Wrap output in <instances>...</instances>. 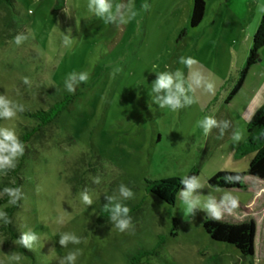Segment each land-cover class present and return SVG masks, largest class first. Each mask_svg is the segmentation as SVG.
I'll return each instance as SVG.
<instances>
[{
	"label": "rangeland",
	"instance_id": "1",
	"mask_svg": "<svg viewBox=\"0 0 264 264\" xmlns=\"http://www.w3.org/2000/svg\"><path fill=\"white\" fill-rule=\"evenodd\" d=\"M56 1L16 0L9 17L0 4V95L22 104L24 111L45 110L64 97L70 100L41 138L29 143L36 153L25 157L19 172L23 196L14 218L21 232L39 236L31 250L34 258L18 252L0 220V264H61L76 248L82 251L76 264H127L126 254L137 248L154 250L140 264H240L234 247L209 240L201 226L205 212L185 217L179 196L169 206L146 192L145 181L183 178L196 169L199 194L219 199L228 193L238 202L250 196L247 189L216 191L208 180L217 172L246 173L253 157L239 155L237 149L247 124L264 104L258 95L264 47L238 91L230 94L256 30L250 33L225 8L215 13L214 4L206 0L205 15L195 28L189 26L192 0H133L138 15L122 28L91 15L87 0H66L60 10L54 9ZM117 2L121 0H113ZM144 3L150 5L146 12ZM18 33L28 36L20 46L14 43ZM65 36L71 40L68 45ZM180 57L197 63L187 67L179 63ZM116 68L120 71L113 75ZM178 69L186 78L199 72L211 79L214 95L197 90L196 103L178 112L153 104L156 74ZM73 72L90 77L71 94L64 81ZM206 115L231 121L223 138H217V129L205 136L196 126ZM28 121L18 113L11 121L0 120V126L14 128L18 136ZM233 130L243 133L238 144L231 139ZM75 176L77 183L70 180ZM97 176L99 184L93 183ZM2 181L11 185L15 178L0 173ZM121 183L134 193L127 201L135 208L130 214L134 227L125 232L109 218H98V209L107 203L104 197L118 192ZM85 189L91 206L81 201ZM227 214L236 217L235 209ZM64 232L79 236L81 243L61 248L58 240ZM13 253L21 256L18 262L10 260Z\"/></svg>",
	"mask_w": 264,
	"mask_h": 264
},
{
	"label": "clouds",
	"instance_id": "2",
	"mask_svg": "<svg viewBox=\"0 0 264 264\" xmlns=\"http://www.w3.org/2000/svg\"><path fill=\"white\" fill-rule=\"evenodd\" d=\"M141 8L146 12L150 5L144 3ZM87 11L102 20L105 24H113L118 28L126 26L132 22L138 15L133 0H121V2L113 3V0H87ZM259 12L264 13V6L259 7ZM28 36L23 33H18L14 37L16 46L22 45ZM66 45L71 43L68 36L64 37ZM179 63L187 67L196 64L197 61L191 57H180ZM120 69L116 68L113 72L115 75ZM90 73H70L65 81L64 87L68 93L74 94L76 88L80 84H84L89 80ZM25 84L30 81L27 77L23 78ZM202 90L203 93L214 95V82L203 76L199 72H194L190 77L186 78L181 70L173 72L165 71L156 74V79L151 83L152 103L161 109L167 108L172 112H178L180 109L190 107L196 103L195 92ZM24 106L6 95H0V120L11 121L16 118L18 113L24 112ZM196 126L202 129L205 136L209 135L213 129L218 130V139L223 138L226 131L231 127V121L227 119L217 120L212 115H206L203 119L196 122ZM231 139L234 144H238L243 139V133L239 130H233ZM25 154V145L19 139L16 131L12 127L0 126V173L7 175L9 170H14L21 157ZM225 182H233L234 178L224 177ZM93 183L99 184L100 178L94 177ZM180 184L182 189L178 192V196L183 203L185 217H195L197 211L205 212L211 219L220 220L225 212L231 214L238 206V201L235 197L225 193L219 199L208 193L207 195L199 194L202 188L200 180L197 176H185L181 178ZM220 191L219 188L215 189ZM196 193V195H194ZM81 201L83 204L91 206L93 201L87 189L81 192ZM0 196H7L8 206H18L23 193L22 188L4 187L0 192ZM134 197L133 191L121 183L118 186V192L112 195L105 196L107 203L104 205V211L109 213V220L116 229L120 232H125L132 229V217L130 209L123 203L131 200ZM0 220L4 224H10L11 220L5 211H0ZM58 223H63V220H58ZM39 241V236L31 230L22 232L16 243L24 249L32 250L34 244ZM81 238L74 233L64 232L60 234L58 244L61 248H67L69 244L79 245ZM82 255V251L78 248L71 250L63 257L61 264H76L78 257ZM21 256L13 253L10 260L19 261Z\"/></svg>",
	"mask_w": 264,
	"mask_h": 264
},
{
	"label": "trees",
	"instance_id": "3",
	"mask_svg": "<svg viewBox=\"0 0 264 264\" xmlns=\"http://www.w3.org/2000/svg\"><path fill=\"white\" fill-rule=\"evenodd\" d=\"M66 0H57L54 9L60 10L65 6ZM0 4L8 14L16 11V0H0ZM205 1L204 0H192V8L189 18V26L191 28L197 27L205 15ZM264 47V13H262L259 25L256 32L252 37V44L249 50L245 68L241 72V76L231 91L230 95L235 94L240 88L243 79L248 69L257 62L259 54ZM70 100L67 97L53 103L49 108L43 110L24 111L22 115L29 120V124L26 126H20L19 139L25 145V154L20 158V163L14 170H9L6 177H14L15 181L9 183V181L0 182V191H3L4 187H20L19 172L22 168V162L25 157H29L36 152L29 147V143L33 140H39L43 134L45 127L50 125L56 117L69 106ZM252 153L246 173L236 172H217L208 180V185L212 188L220 189H243L247 186L249 180H257L264 182V104L255 113L251 121L246 126V137L244 142L237 149V154L245 155ZM187 176H198V171L193 169L187 174ZM224 177L234 178L233 182H225ZM71 182L77 183L78 177H72ZM181 178L170 177L166 179H160L155 181H145V190L147 193L154 195L158 200L163 203L173 206L178 192L182 189L180 184ZM8 197L4 196L0 199V205L3 206V211L8 214L11 220L10 224H3V228L8 236L10 242H13L20 238L22 232L20 230L19 221L14 218L16 211L20 209L21 201L18 206H8ZM129 209L130 213L134 211V207L129 202H123ZM104 206L98 209V218L107 220L109 213L104 211ZM3 222V221H2ZM202 229L209 238L210 241L221 243L227 246L234 247L240 254V264H253L254 258V237H255V224L252 220L237 222L234 220H213L207 214H204L201 223ZM176 223L173 222L171 236H175ZM158 239L162 241V237L158 236ZM17 244V243H16ZM18 252L29 257L34 258V252L28 249H24L17 244ZM154 250L148 251L145 249L137 248L133 252L126 254L127 264H140L141 260L153 254Z\"/></svg>",
	"mask_w": 264,
	"mask_h": 264
},
{
	"label": "crops",
	"instance_id": "4",
	"mask_svg": "<svg viewBox=\"0 0 264 264\" xmlns=\"http://www.w3.org/2000/svg\"><path fill=\"white\" fill-rule=\"evenodd\" d=\"M207 1L214 4L215 13L220 14L222 8H225L226 15L229 16L230 13L237 16L240 21H243L249 27L250 33L254 29L257 30L262 16L258 9L264 6V0ZM258 95L260 99L261 96L264 97V78L261 79ZM259 100L258 105H260ZM243 189L250 190L251 194L244 202H238V206L235 208L236 217H232L225 212L220 220H234L237 222L252 220L255 224L253 264H264V182L249 180L247 186Z\"/></svg>",
	"mask_w": 264,
	"mask_h": 264
}]
</instances>
